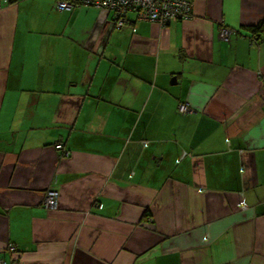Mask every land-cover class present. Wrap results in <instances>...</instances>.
<instances>
[{
	"label": "crops",
	"instance_id": "obj_1",
	"mask_svg": "<svg viewBox=\"0 0 264 264\" xmlns=\"http://www.w3.org/2000/svg\"><path fill=\"white\" fill-rule=\"evenodd\" d=\"M1 1L0 258L264 264V0L120 30L106 10Z\"/></svg>",
	"mask_w": 264,
	"mask_h": 264
},
{
	"label": "built area",
	"instance_id": "obj_2",
	"mask_svg": "<svg viewBox=\"0 0 264 264\" xmlns=\"http://www.w3.org/2000/svg\"><path fill=\"white\" fill-rule=\"evenodd\" d=\"M3 4L0 0V9ZM80 5L113 12L114 22L118 21L120 28L128 24L127 15L132 12L135 13V21L144 19L162 26L193 17V0H56V9L59 11H70ZM230 33L231 31L225 28L220 31L221 37L226 41ZM177 112L187 114L193 110L188 104L180 103L177 106ZM142 143L146 144L145 141ZM55 147L62 150L63 145L57 144ZM63 152L65 154L66 150L63 149ZM57 200L58 192L47 190L44 195L45 208L55 209ZM7 250L15 252L13 245H8ZM0 264H16V262L12 260L8 263L0 258Z\"/></svg>",
	"mask_w": 264,
	"mask_h": 264
},
{
	"label": "trees",
	"instance_id": "obj_3",
	"mask_svg": "<svg viewBox=\"0 0 264 264\" xmlns=\"http://www.w3.org/2000/svg\"><path fill=\"white\" fill-rule=\"evenodd\" d=\"M130 14V13H129ZM131 14H135V13H131ZM135 16V15H134ZM135 19V18H134ZM176 22V21H175ZM250 31L252 33H254L256 35L255 39L259 38V40L261 39V37H264V20L259 22L257 25H255L254 27H250L249 28ZM177 110V108H176ZM7 249V248H6ZM8 252V251H7Z\"/></svg>",
	"mask_w": 264,
	"mask_h": 264
},
{
	"label": "rangeland",
	"instance_id": "obj_4",
	"mask_svg": "<svg viewBox=\"0 0 264 264\" xmlns=\"http://www.w3.org/2000/svg\"><path fill=\"white\" fill-rule=\"evenodd\" d=\"M144 20V19H143ZM138 21H142V20H138ZM144 21H148V20H144ZM126 25V24H125ZM114 28L116 29V30H120V24L118 23V21H116V22H114ZM122 28V27H121ZM58 144H62V143H58ZM57 145V144H56ZM55 145V146H56ZM63 145V144H62ZM63 147H64V145H63ZM68 150H66V153H65V155L66 154H68Z\"/></svg>",
	"mask_w": 264,
	"mask_h": 264
},
{
	"label": "clouds",
	"instance_id": "obj_5",
	"mask_svg": "<svg viewBox=\"0 0 264 264\" xmlns=\"http://www.w3.org/2000/svg\"><path fill=\"white\" fill-rule=\"evenodd\" d=\"M10 253H15V252H10ZM11 261H12V260H11ZM11 261H10V262H11ZM14 261L16 262V264L18 263L17 260H14Z\"/></svg>",
	"mask_w": 264,
	"mask_h": 264
},
{
	"label": "water",
	"instance_id": "obj_6",
	"mask_svg": "<svg viewBox=\"0 0 264 264\" xmlns=\"http://www.w3.org/2000/svg\"><path fill=\"white\" fill-rule=\"evenodd\" d=\"M172 80H173L174 82H176L175 79H172Z\"/></svg>",
	"mask_w": 264,
	"mask_h": 264
}]
</instances>
